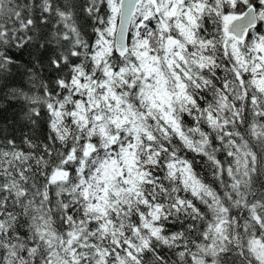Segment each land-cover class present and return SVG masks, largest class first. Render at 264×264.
I'll return each instance as SVG.
<instances>
[{
    "label": "snow or ice",
    "instance_id": "obj_1",
    "mask_svg": "<svg viewBox=\"0 0 264 264\" xmlns=\"http://www.w3.org/2000/svg\"><path fill=\"white\" fill-rule=\"evenodd\" d=\"M0 264H264V0H0Z\"/></svg>",
    "mask_w": 264,
    "mask_h": 264
}]
</instances>
